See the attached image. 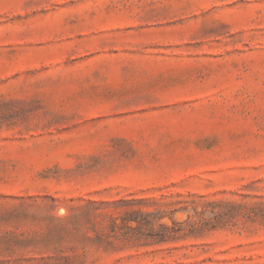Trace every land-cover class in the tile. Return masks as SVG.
I'll use <instances>...</instances> for the list:
<instances>
[{
  "label": "rangeland",
  "instance_id": "1",
  "mask_svg": "<svg viewBox=\"0 0 264 264\" xmlns=\"http://www.w3.org/2000/svg\"><path fill=\"white\" fill-rule=\"evenodd\" d=\"M0 264H264V0H0Z\"/></svg>",
  "mask_w": 264,
  "mask_h": 264
}]
</instances>
